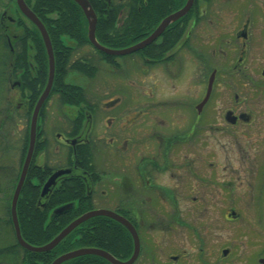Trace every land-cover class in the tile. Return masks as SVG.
<instances>
[{
  "label": "flooded vegetation",
  "instance_id": "1",
  "mask_svg": "<svg viewBox=\"0 0 264 264\" xmlns=\"http://www.w3.org/2000/svg\"><path fill=\"white\" fill-rule=\"evenodd\" d=\"M106 1L107 8L117 10L118 32L129 21L131 10H141L137 0ZM230 1L192 0L183 16L156 34L159 24L187 2L178 0L177 7H167L164 14L162 9L157 10L158 13H150L145 26L147 29L131 32L132 43L110 47L96 37L98 15L88 0L96 15L95 37L99 44L122 50L150 38L148 44L127 54L103 52L89 40L85 14L90 44L80 46L76 40L62 37L63 44L72 47L68 67L77 60L81 66L87 67V60H90L95 68L90 70V74L70 72L87 77L95 85L88 89L70 82L67 80L69 72L65 81L81 88L84 100L78 104H63L58 93H51L52 82L38 111L29 163L47 175L42 184L39 175L32 180L41 185V191L51 174L60 169H70L68 174L57 179L49 194L52 195L66 181L79 180L83 183L85 196L92 203V208L87 211L104 209L95 208L94 202L113 197V208L107 210L129 220L138 236L139 252L132 264H150L154 260L160 264H195V259L187 260L184 250L167 257L151 254L149 234L158 223L157 218L147 217L161 213L162 219H168L165 213L168 208L179 215L177 224L185 225L196 235L199 249L204 252L197 257L200 264L226 263L233 249L230 245L224 246L219 257H209L204 246L210 239L204 236L199 223H188L181 217L184 207L180 200L190 198L194 204L198 203L193 205L196 210L205 212L208 206H199L207 198H211L212 206L216 207L217 197L223 192L225 199L232 202L235 181L244 179L251 185L260 175L264 176V0H241L235 8ZM145 3L150 12L154 10L152 1L145 0ZM4 18L13 23L20 22V26L26 28L28 26L23 22L27 21L29 26L32 24L37 28L21 12L15 20L4 11L0 19ZM46 32L54 56L55 76L56 55L47 29ZM40 36L42 38L41 33ZM3 37L10 53L15 48L19 50L17 43L22 37H10L8 34ZM28 48L30 59L33 48L31 45ZM28 63L31 75H37V65L31 60ZM105 68L109 76L103 79L101 75ZM48 73L49 65L46 84L29 116L31 97L22 90L21 74L14 76L11 70L7 72L6 82L10 83V88L18 90L22 104L24 102L22 108L28 144L31 116L47 85ZM121 78L139 93L129 94L127 100L126 93L119 86ZM140 95L143 102H136ZM54 97L59 101L57 110L50 109ZM49 122L56 123L54 138L46 134ZM227 166L240 169L232 168L234 173L225 178L221 175ZM223 218L229 222L236 221L239 212L230 206ZM171 226L168 220L162 225L163 236ZM260 231L257 228L258 235ZM128 234L132 252L128 257L115 256L119 260L125 261L133 253V238L129 231ZM263 258H257L259 264H263ZM35 264L41 262L38 260Z\"/></svg>",
  "mask_w": 264,
  "mask_h": 264
},
{
  "label": "trees",
  "instance_id": "2",
  "mask_svg": "<svg viewBox=\"0 0 264 264\" xmlns=\"http://www.w3.org/2000/svg\"><path fill=\"white\" fill-rule=\"evenodd\" d=\"M24 1L41 19L53 43L56 55V68L51 93H58L60 95V101L63 104H78L80 101L84 100L82 89L67 83L65 79L67 74L74 70L82 74H90L89 72L94 68V64L90 60H87V67L85 65L81 66L77 60L76 62H72L71 66L68 67L71 59L72 47H66L62 42V37H70L76 40L80 46L90 44L87 38V22L82 9L74 0ZM89 1L98 15L96 28L97 39L110 47H118L126 43H132L134 40V38H132V31L140 32L147 29L145 26L150 13H158L157 10L162 9L164 14L166 13L167 7H177L176 2L178 0H148L152 1L154 6V10L151 12L147 8L148 6L145 0H137L141 6V10L140 12L132 10L129 12V21L121 28V32H118L119 29L116 27L117 10L115 8V10H112L113 8H107L106 0ZM131 18H135V20ZM22 31V35H19V37L22 38L18 40L19 43H17L20 48L19 50L15 48L13 53L8 51L4 37L1 38L2 47L6 49L7 54L5 57L2 56L0 60V90L2 84L6 82L8 70H11L14 76L20 73V78H22L23 81L22 90H26L31 97L28 109L30 116V110L33 108L39 92L46 84L48 59L42 38L37 28L31 24L29 28L22 27ZM139 37L140 36L135 38L137 39ZM118 38L120 39L118 40ZM28 45H31L33 48L30 59L28 58ZM19 51L22 54L21 58H19ZM28 60L33 61V63L37 65V69H39L37 75H31L30 63H28ZM9 111H11L10 108ZM11 117V113H7L4 118H0V152L9 150L8 134H6L7 132L5 131V123L7 124V119L10 118L11 120ZM27 146L28 129L25 130L20 143L18 168L11 177L4 172L2 173V177L7 178V181L3 186L2 184L0 185V190H3V196L5 197L6 222H8L11 227L13 243L7 247L3 246L0 249V255L9 253L13 254L15 257H21L19 262L21 264H35L38 260L41 264H50L55 257L65 252L83 247H96L105 249L116 257L120 255L128 257L133 247L127 229L117 221L105 216H95L86 220L49 251H29L22 248L16 242L9 207ZM38 175L39 178H41L42 184L47 173L42 174L39 172L38 168L34 167L32 164L29 165L16 202V215L20 234L27 243L35 246L49 242L73 219L92 208L90 198L85 196L83 183L79 180L66 181L59 189L56 191L53 190L54 192L52 195H50V192L47 198H41V185H38L32 180ZM66 203H71V207L60 214H54L49 217L52 209ZM19 254L21 256H19ZM62 264L110 263L97 255H82L67 260Z\"/></svg>",
  "mask_w": 264,
  "mask_h": 264
},
{
  "label": "rangeland",
  "instance_id": "3",
  "mask_svg": "<svg viewBox=\"0 0 264 264\" xmlns=\"http://www.w3.org/2000/svg\"><path fill=\"white\" fill-rule=\"evenodd\" d=\"M241 0H231L230 4L233 8L240 4ZM6 11V15L11 16L15 20L19 17V10L16 6L15 0H0V17L2 12ZM25 25L30 27L27 21L23 22ZM22 26L19 23H13L8 18L0 19V60L5 57L6 49L2 47L1 38L8 34L10 37L12 35H22ZM257 57V56H256ZM104 65H102L103 67ZM103 79L108 78L109 73L106 68L102 72ZM68 81L75 82L77 84L83 85L86 88H93L94 83H90L87 77L83 75H78L74 72H70L68 75ZM103 83L102 81H100ZM119 86L124 90L123 95L127 100H129V94H137L139 90L134 88L133 85L127 84V82L121 78L119 80ZM20 99V94L17 89L10 88V83L5 82L2 84L0 90V118H4L7 113H11L10 118L7 119V124L5 123V131L8 134V145L9 150L6 152H0V185H4L7 178L2 177V173H6L8 176H12L16 169L18 168L19 158H20V143L23 138L26 119L24 115L23 104ZM58 99L54 97L51 108L52 110L59 109L57 107ZM136 102H143L142 95L138 96ZM264 104V102H262ZM8 108V109H7ZM9 108L11 111H9ZM264 110V106L262 105ZM261 108V109H262ZM25 109V108H24ZM8 110V111H7ZM10 124V127H9ZM13 124V125H12ZM56 123L49 122L47 124L46 134L49 138H54L53 131ZM8 127V128H7ZM224 157L223 155H220ZM219 158V155L217 156ZM218 168V167H217ZM226 172L221 175L217 172V175L229 178L234 171V169H240L238 166H227L224 167ZM243 173V172H242ZM5 176V175H4ZM233 194L232 197L234 201H228L225 199V194L220 192L218 197L216 207L212 206L211 198H207L204 204L199 207L203 208L208 206V211L199 212L193 205L192 199L186 198L181 199V206L184 207V211L180 214L183 219H186L188 223L198 224L203 231L204 236L208 237L210 240L204 246V251L209 252L213 259L217 258L221 254V248L224 246H229L233 249V253L226 263L222 264H259L257 258L264 257V176L260 175L256 182L251 183L247 180H237L233 183ZM96 197V196H95ZM229 195L227 196V198ZM114 198L108 197V199H99L98 202H94L95 208L112 209V202ZM182 200L183 203H182ZM228 203H227V202ZM231 202V203H230ZM231 204V205H230ZM233 207L237 212H239V219L236 221H226L223 218L224 212L228 211V208ZM168 219H162V214L157 213L156 217L150 214L147 217L157 218L158 225H154L150 231L151 241V254L154 257H167L170 254H178L181 250H184L185 257L187 260L195 259V264H200L197 257H200V244L196 239V235L192 234L191 229H188L185 225L181 226L177 224L179 215L177 213H172L171 208L165 212ZM152 219V220H153ZM172 219V220H171ZM177 219V220H176ZM167 220L172 224L169 227L167 234L160 230L162 225L167 222ZM211 223V226L209 224ZM156 226V229H155ZM257 228L262 231L257 233ZM259 231V230H258ZM13 243V234L10 225L6 222L5 215V197L3 196V190H0V249L3 246H9ZM19 256H21L19 254ZM191 257V258H190ZM21 257H15L13 254L6 253V255H0V264H21ZM264 259V258H263ZM160 261L161 258H158ZM197 262V263H196ZM150 264H160L158 261L154 260Z\"/></svg>",
  "mask_w": 264,
  "mask_h": 264
},
{
  "label": "water",
  "instance_id": "4",
  "mask_svg": "<svg viewBox=\"0 0 264 264\" xmlns=\"http://www.w3.org/2000/svg\"><path fill=\"white\" fill-rule=\"evenodd\" d=\"M15 1H16V5H17L19 11L22 14H24L31 22H33L37 26V28L39 29V31L42 35L45 47H46V51H47V55H48V65H49L47 85H46L44 91L42 92L40 98L37 100L35 107L33 109L31 121H30L28 148H27V151L25 154V158H24L22 165L20 167L19 176H18L17 182L15 184V187H14V190H13V193L11 196V200H10V207H9L10 208V218H11V223H12V227H13V233H14L15 240L22 248L29 250V251H33V252L49 251V250L53 249L57 244H59V242L61 240H63L76 227H78L80 224H82L86 220H88L92 217H95V216H105V217H109V218L117 221L118 223L123 225L130 232V234L133 238L134 249H133V253L129 259H127L125 261L119 260L118 258H116L115 256H113L111 253H109L108 251H106L104 249H100V248H96V247H83V248H78V249H74V250L65 252V253L57 256L50 264H62L67 260H70V259L78 257V256H82V255H97V256H100V257L104 258L105 260H107L110 264H132L138 255L139 246H140L136 230L134 229L133 225L130 223L129 220H127L122 215H120L114 211H111V210L94 209V210L84 212L83 214H81L77 218L73 219L69 224H67L53 239H51L49 242H47L43 245H39V246L31 245V244L27 243L22 238V236L20 234L19 225H18V221H17V215H16V202H17V198L19 196L21 187L23 185V182H24V179L26 176V172H27V169H28L31 157H32V153H33V147H34V142H35V133H36V120H37L38 111H39L42 103L44 102L45 98L47 97V95L50 91L52 82H53L54 56H53L52 47H51V43H50L48 34H47L46 29L44 28L43 24L41 23V21L37 18V16L34 14V12L27 6V4L25 3L24 0H15ZM74 1L76 3H78V5H80L85 16L88 19V37H89L90 42L99 50L106 52L108 54H116V55L127 54L130 52L136 51L139 48L144 47L150 41V38H147V39H145V40H143V41H141V42H139L133 46H130V47H128L126 49H122V50H114V49H109L107 47H104L103 45L99 44V42L96 40V37H95L96 15H95L93 9L91 8L88 0H74ZM191 4H192V0H187L185 6L182 9L171 14L170 16L165 18L159 24V27L156 29L155 33L156 34L159 33L170 22H172V21L176 20L177 18L183 16L188 11ZM69 172H70V169H60V170L55 171L53 174H51L42 186L41 197H47L49 192L52 190V188L56 184L57 179L64 174H68ZM70 206H71V203H66L64 205H60V206L54 208L53 210H51L49 217H51L54 214H60V213L64 212ZM261 262L264 264V259H261Z\"/></svg>",
  "mask_w": 264,
  "mask_h": 264
}]
</instances>
